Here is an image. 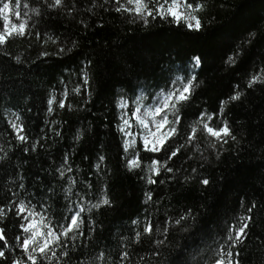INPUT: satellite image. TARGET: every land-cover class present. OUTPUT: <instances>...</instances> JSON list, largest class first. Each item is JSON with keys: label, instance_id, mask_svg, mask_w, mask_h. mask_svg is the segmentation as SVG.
<instances>
[{"label": "snow or ice", "instance_id": "6c2138e0", "mask_svg": "<svg viewBox=\"0 0 264 264\" xmlns=\"http://www.w3.org/2000/svg\"><path fill=\"white\" fill-rule=\"evenodd\" d=\"M32 2L35 6L30 10L34 16H28L22 12V8L30 7L27 0L24 3L22 0H0V56L9 58L16 66L23 67L27 59L20 54L13 55L8 49L29 37L34 39L28 43L25 51L39 44L41 48L37 59L64 56L80 47L79 40L56 34L44 21L45 17H51L53 13L73 16L81 0ZM89 4L86 11L92 13L97 0H89ZM223 6L220 5L221 8ZM213 7L215 5L210 0H102L99 4L104 13L119 14V18L128 24L148 27L158 20L196 34L205 32L214 23L208 19ZM42 22L44 31L40 30ZM78 23L85 29L88 27L84 20ZM258 42H264V19L258 25L245 29L227 46L220 57L219 67L231 70L238 66ZM49 47L52 48L51 52ZM260 55L259 63H253L254 71L246 73L243 82L237 81L230 92L219 100L216 109L209 111L196 108L192 112L194 119L187 122L184 118L193 108L197 97L207 88L206 81L201 79L206 64L203 54H192L187 57L186 63L182 61L179 66L171 61L166 69L161 70L162 86L151 83L145 75L143 82L138 79L137 85L131 89V95L122 88L115 99L110 101L117 115L115 122L109 121L106 127L110 131L114 128V135L118 137L117 163L126 173H135L139 180L149 186L143 192L146 206L144 217L129 218L132 227L128 231L132 235H118L112 252L107 250V246L101 247L93 242L94 233L102 227V222L95 219L96 214L114 211L116 204L109 183L113 169L108 167L103 151L97 150L95 162L91 164L95 172L87 174L98 177L95 183L88 179L78 180L73 174L72 154H62L58 166L54 168V178L58 177L61 183L60 192L65 202L63 210L53 209L57 197L56 188L49 185L46 192L41 191L39 194L42 199L33 202L36 194L27 196V186L20 171L7 174L5 168L11 155L15 154L12 149L35 153L38 148L46 147L44 141L51 139L52 135L62 136L55 117L60 114V110H77V105L70 102V95L83 97L78 102L79 109H84L93 100V60L85 57L78 71L70 73V77H78V82L61 76V88L58 90L53 87L47 92L42 103L45 105L43 123L48 125V132L41 129L33 137L24 121L22 110L3 113L7 131L0 132V135L14 136L16 144L9 143L8 150L0 147V153H3L0 155V170L7 174L6 182H11L17 191L11 192L9 189L4 194L5 199H0V262L73 264V256L77 255L87 256V261L80 258L77 264H243L241 246L247 242L251 229L256 226L255 211L264 207L257 201L241 198V211L230 217V223L225 222L222 226L216 222L214 230L205 229L202 213L194 205L186 206L174 216L165 212L162 219L154 218L153 213L147 209L163 199L151 188L152 185L165 183L164 179H160L162 174L167 173L168 181L176 180L182 186L199 185L203 197L213 188V179L201 170L214 163L218 165L226 155H232L234 160L239 159V155L233 153H238L244 143L252 147L243 136L238 138L241 125L238 120L230 117V113L237 104L243 106L257 87L264 91V52ZM68 71L65 69V72ZM27 111H31V108ZM260 127L264 128V119ZM91 131L90 125L76 129L74 146H78ZM259 143L264 145V139ZM185 149L189 151L184 153ZM181 154L189 162L190 172L187 175L182 174L181 167H174L175 158ZM194 158L198 161L197 167H192L190 163ZM83 159L88 160L89 157ZM36 179L39 181V176ZM261 179L264 182V176ZM10 214L17 218L15 223L18 231L12 237L17 242L15 248L7 236ZM197 237L202 240L211 239L212 243L191 251L189 244L178 243V238L187 240ZM140 246H147L144 254L137 251ZM6 249L16 254L10 257ZM169 249L175 251L176 255L172 256ZM166 252L169 254L165 255ZM260 264H264V257Z\"/></svg>", "mask_w": 264, "mask_h": 264}, {"label": "trees", "instance_id": "16d2710c", "mask_svg": "<svg viewBox=\"0 0 264 264\" xmlns=\"http://www.w3.org/2000/svg\"><path fill=\"white\" fill-rule=\"evenodd\" d=\"M24 2L25 0H22V3ZM27 2L30 7L22 8V12L34 16L30 8L35 4L32 0ZM100 3L102 0H97L92 13L86 11L90 6L89 0H81L73 16L53 13L51 17H45L44 22L56 34L62 37L71 36L80 41V47L74 49L73 53L37 59L41 48L39 44L25 51L28 43L34 39L29 37L8 49L13 55L20 54L26 57L27 63L23 67L16 66L9 58L0 56V132L7 131L6 120L2 118L3 113L17 109L22 110L24 121L33 137L38 135L41 129L48 132V125L43 123L45 105L42 103L47 92L53 87L59 90L61 76L69 79L70 73L78 71L85 57L93 60L91 66L95 74L93 100L85 105L84 109H79L78 102L82 101L83 97L70 95V102L77 105V110H60V114L55 117L62 136L52 135L51 139L44 141L46 147L38 148L35 153H23L16 148L12 149L15 154L11 155L5 168L7 174L20 171L27 186V196L36 194L33 202L42 199L39 194L41 191L46 192L49 185L56 188L57 197L53 209L63 210L65 202L60 192L61 183L58 182V177L54 178V168L58 166L57 162L62 154L65 152L72 154L71 162L75 169L73 174L78 180L88 179L95 183L98 177L87 174L95 172L91 164L95 162L97 150L103 151L107 157L108 167L113 169L109 183L116 204L114 211H106L103 215L96 214L95 219L102 222V227L94 233L93 242L101 247L107 246V250L112 252L116 247L118 235H132L128 231L132 227L129 218L144 217L146 206L143 192L149 186L139 180L135 173H126L117 163L118 137L114 135V128L110 131L106 127L109 121L115 122L117 115V110L110 101L115 99L122 88L131 95V89L137 85L138 79L143 82L145 75L151 83L162 86L161 70L166 69L171 61H175L179 66L182 61L187 62L188 56L203 54L206 64L201 79L206 81L207 88L197 97L193 108L184 118L185 122L194 119L192 112L196 108L209 111L216 109L219 100L230 92L237 81L243 82L245 74L254 71L253 63L258 64L261 59L264 42L256 43L253 51L233 69L223 70L219 67L220 57L227 50V46L244 33L245 29L258 25L260 20L264 19V0H210L215 7L211 8L208 19L214 23L201 34L187 33L182 27L177 29L158 20L148 27L128 24L119 18V14L104 13L99 8ZM221 4L224 5L223 8L220 7ZM80 20H84L88 25L86 29L78 23ZM44 22L41 23V31L45 30ZM48 50L51 52L52 48L49 47ZM33 61L35 63H32ZM65 69L69 71L65 72ZM70 78L78 82L77 76ZM28 108H31V111H27ZM230 117L240 122L238 138L243 136L252 147L249 148V144L244 143L238 153H233L239 155V159L234 160L232 155H226L218 165L214 163L201 170L206 171L213 179V188H210L203 197L199 185L182 186L176 180L168 181L167 173L162 174L160 179H164L165 183L151 186L154 193H159V197H163L159 203H154L147 209L153 213L154 218L162 219L165 212L174 216L186 206L194 205L202 213L205 229L214 230L216 222L222 226L225 222L230 223V217L241 211L239 208L241 198L255 200L264 206L262 199L264 182L261 179L264 176V145L259 143L264 139V128L260 127L261 120L264 119V91L257 87L243 106L236 105ZM89 125L92 131L82 138L78 146H74L76 142L73 136L76 129ZM52 127L55 128L57 125ZM9 143L16 144L14 136L0 135V147L8 150ZM188 151L189 149H185L184 153ZM85 156L89 159H83ZM188 163L184 154H181L175 158L174 167H181L182 174L187 175L190 172ZM190 163L192 167L198 165L195 158ZM7 174L0 170V199H5L4 194L9 189L11 192L17 191L11 182H6ZM37 176L40 178L39 181L36 179ZM95 190L94 188L93 191ZM255 218L256 226L251 229L250 238L241 246L243 264H260L261 258L264 257V207L255 211ZM16 220L17 218L10 214V222L7 225V236L14 248L17 242L12 237L18 231ZM178 243L189 244L191 251L203 247L204 244H211L212 240H202L199 237L187 240L178 238ZM146 247L140 246L137 251L144 254ZM6 251L10 257L16 254L8 249ZM169 251L172 256L176 255L175 251L171 249ZM80 258L87 261V256L74 255L73 264H77Z\"/></svg>", "mask_w": 264, "mask_h": 264}]
</instances>
